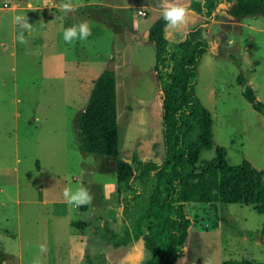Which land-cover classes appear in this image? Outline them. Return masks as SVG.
Listing matches in <instances>:
<instances>
[{
  "label": "rangeland",
  "instance_id": "rangeland-1",
  "mask_svg": "<svg viewBox=\"0 0 264 264\" xmlns=\"http://www.w3.org/2000/svg\"><path fill=\"white\" fill-rule=\"evenodd\" d=\"M64 2L0 0V264H31L35 257L41 264H140L149 256L141 239L114 247L96 234L95 222L103 218L122 233L136 212L123 218L114 161L79 149L77 117L93 80L112 68L120 156L164 161L156 46L148 39L162 0H73L75 11L67 14L60 10ZM172 2L189 15L180 28L166 27V38L183 39L199 26L212 44L199 62L195 88L212 113L215 144L200 160L222 145L229 164L247 158L264 170V115L237 81L242 73L264 103V16L235 19L221 10L205 23L192 0ZM16 16L24 19L16 23ZM82 21L92 34L67 44L64 29ZM80 185L92 202L69 205L64 189ZM223 214L226 222L211 231L189 227L175 264L264 261V214L245 203L224 204Z\"/></svg>",
  "mask_w": 264,
  "mask_h": 264
},
{
  "label": "trees",
  "instance_id": "trees-1",
  "mask_svg": "<svg viewBox=\"0 0 264 264\" xmlns=\"http://www.w3.org/2000/svg\"><path fill=\"white\" fill-rule=\"evenodd\" d=\"M191 7L205 23L216 20L221 10L235 19L264 16V0H192ZM166 27L161 13L148 29V39L156 46L154 68L162 98L164 161L156 163L136 154L130 160L120 156L112 68L103 69L93 80L87 103L77 117L79 149L114 161L123 218L136 212L122 233L103 218L95 222L96 234L114 247L141 239L149 256L140 264H175L184 254L189 227L211 231L226 222L224 204H252L264 214L263 169L247 158L229 164L222 145H216L214 157L200 160V152L215 144L212 113L195 88L201 57L212 50L210 40L199 26L188 30L183 39L169 40ZM237 81L242 84L243 96L264 115V103L242 73ZM223 264L264 261L227 259Z\"/></svg>",
  "mask_w": 264,
  "mask_h": 264
},
{
  "label": "clouds",
  "instance_id": "clouds-1",
  "mask_svg": "<svg viewBox=\"0 0 264 264\" xmlns=\"http://www.w3.org/2000/svg\"><path fill=\"white\" fill-rule=\"evenodd\" d=\"M162 17L166 22L167 27L172 29H178L184 25L187 21L189 10L182 4L172 2V0H162ZM60 10L65 14L74 12L75 6L73 0H67L60 5ZM24 18L16 16L14 21L20 23ZM23 27L30 29L31 25L24 23ZM91 27L86 21H82L79 24H74L64 29L63 39L67 44H72L75 40L86 41L91 35ZM20 41L25 42L23 36L19 37ZM64 198L69 205H75L77 207L89 204L92 202V194L83 185H80L75 191L71 187H67L63 192ZM40 250L46 251L43 245L40 246ZM31 264H41L40 258L35 257L31 261Z\"/></svg>",
  "mask_w": 264,
  "mask_h": 264
},
{
  "label": "built area",
  "instance_id": "built-area-1",
  "mask_svg": "<svg viewBox=\"0 0 264 264\" xmlns=\"http://www.w3.org/2000/svg\"><path fill=\"white\" fill-rule=\"evenodd\" d=\"M138 13H139V14H145V11H143L142 9H139V10H138Z\"/></svg>",
  "mask_w": 264,
  "mask_h": 264
},
{
  "label": "crops",
  "instance_id": "crops-1",
  "mask_svg": "<svg viewBox=\"0 0 264 264\" xmlns=\"http://www.w3.org/2000/svg\"><path fill=\"white\" fill-rule=\"evenodd\" d=\"M159 11H161L162 12V9H160ZM110 245V244H109Z\"/></svg>",
  "mask_w": 264,
  "mask_h": 264
}]
</instances>
